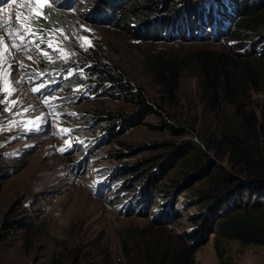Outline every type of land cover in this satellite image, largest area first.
<instances>
[{"label":"rangeland","instance_id":"374dc122","mask_svg":"<svg viewBox=\"0 0 264 264\" xmlns=\"http://www.w3.org/2000/svg\"><path fill=\"white\" fill-rule=\"evenodd\" d=\"M98 2L54 0L42 19L32 15L39 8L32 0L0 2V264H143L150 254L166 258L177 248L195 264H221L216 251L231 264H264L263 245L217 240L215 221L204 217L221 202L208 182L211 169L231 170L234 162L219 160V151L198 137L217 133L232 109L219 117L209 111L197 56L242 49L232 39L142 40L107 23ZM49 34L63 53L47 46ZM236 36L257 50L264 25ZM260 53L249 60L262 58L264 66ZM154 54L182 66L174 92L148 70ZM94 65L118 73L155 110L105 93L110 80ZM251 94L250 107L258 111L264 88ZM117 122L123 128L110 133ZM157 164L159 190L149 192ZM128 166L137 178L123 170ZM132 195H140L135 203Z\"/></svg>","mask_w":264,"mask_h":264},{"label":"trees","instance_id":"16d2710c","mask_svg":"<svg viewBox=\"0 0 264 264\" xmlns=\"http://www.w3.org/2000/svg\"><path fill=\"white\" fill-rule=\"evenodd\" d=\"M98 3L101 16L107 23L124 26L142 40L222 42L232 39L234 45L242 49L235 51L231 48L228 54L204 50L197 56L199 91L209 111L219 117L228 108L232 109L230 117H222L227 120L219 125L217 133L204 132L198 137L208 149L219 151V160L227 156L234 162L231 170L218 165L211 169L208 182L212 190L220 193L218 198L221 202L217 201L211 210L207 209L204 217L211 216L215 221L217 240L219 237L239 239L242 244L264 246V99L258 111L249 104L251 91L258 92L264 88L262 58H255L254 63L249 60L250 55L264 51V41L257 44L256 50L254 42L241 41L236 36L238 31L255 33L258 26L264 25V6H261L264 0H100ZM233 26L237 32L232 30ZM147 58L146 66L157 84L167 88L168 92H174L182 71L179 61L160 54ZM91 69L110 80L113 86H107L110 90L105 93L112 98L126 102L133 100L139 109L148 113L155 110L140 90L133 91L115 71L99 65ZM124 121L130 125L133 122L131 116H126ZM121 122L109 126L110 133L121 130ZM156 166L148 178L149 192L159 190L155 180L160 164ZM123 170L137 178L131 166L123 167ZM3 173L0 165V177ZM208 195L214 197L213 193ZM131 197L130 201L135 203L140 195ZM130 212L136 211L131 209ZM216 252L221 264H231ZM155 257L150 254L148 262L143 264H195L190 252L178 248L166 258Z\"/></svg>","mask_w":264,"mask_h":264},{"label":"snow or ice","instance_id":"6c2138e0","mask_svg":"<svg viewBox=\"0 0 264 264\" xmlns=\"http://www.w3.org/2000/svg\"><path fill=\"white\" fill-rule=\"evenodd\" d=\"M0 2L6 3L7 0H0ZM32 2L39 6V8L32 10V15L37 17V18H41L42 19V18H44L43 8L49 6L51 3H54V0H32ZM18 19H19V16H18ZM26 34L36 35L35 32H31V31L29 33H26ZM21 39L23 40V37H21ZM40 39H41V43H43L44 41H43V36L42 35H41ZM80 39L83 40L86 44H88L90 46V41H88L86 38L81 37ZM53 40H54V38L49 34V40H48V44H47V46L49 48H53ZM37 47H39V45H37ZM53 51H60L61 53L64 52L63 49H58V48H53ZM43 54L45 56L48 55L47 52H44ZM43 87H45V85L41 84L38 87H33L32 91L33 92H37ZM60 150L64 151V149H60Z\"/></svg>","mask_w":264,"mask_h":264}]
</instances>
